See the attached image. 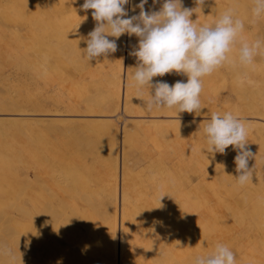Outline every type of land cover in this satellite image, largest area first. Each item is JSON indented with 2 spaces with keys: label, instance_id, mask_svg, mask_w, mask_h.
Segmentation results:
<instances>
[{
  "label": "bare ground",
  "instance_id": "6f19581e",
  "mask_svg": "<svg viewBox=\"0 0 264 264\" xmlns=\"http://www.w3.org/2000/svg\"><path fill=\"white\" fill-rule=\"evenodd\" d=\"M2 2L3 0L1 3ZM15 2L16 3L13 2L12 4V1H5L3 4L0 3V6L2 5L3 9L5 8V11H9L8 13L6 12L7 20L8 17L10 19L9 22L12 21L11 23H14L15 21V23L22 24L21 27L15 31L12 30L13 28L7 29H10V33H12V36H16V38H18L19 34L17 40L23 43V51L17 46V40L14 39L13 36L12 38L14 41L16 40V42H14V44L9 42L12 46L14 45V47L10 45L13 50H11L8 46L9 43H7V46L11 51L9 53L13 55L0 54V77L2 74L5 76V65L7 63L5 59H8L19 62L16 66L17 71L15 74L18 73L23 76L25 74V78L18 79L17 76L19 75L17 74V76H14V74L12 75L14 81H11L10 78L7 77L10 82L9 80L6 81L7 84L9 82V86L4 85L5 87H3L2 82H0V85H2V87H0V113H2L0 121L2 122V125L5 121H10L13 124L12 126L11 123H7L11 128L5 126L6 124L3 125L4 127L0 128V144H2L0 146H10L11 148L14 146L17 149H24V151L22 150V156H25V159H21V156H17L18 152L16 149V158H12L8 154L6 155L5 152L2 154L3 147L1 148L0 209L2 207L6 208V206L14 201V199L10 197L11 193L12 195L14 194L12 192L15 187L13 184L15 183V178H17L13 164H16V162L18 163V161L22 162L25 164V173L24 175L21 174V176H25L26 182L24 181L23 183L26 184V187H23L25 192L23 195L24 204L19 208L21 209L20 214L25 221H23V223H25L23 225L26 226V229H23L24 227L21 222L20 225L22 227L20 225L19 227L21 230H25L22 231L25 234L26 248L24 251L27 253V255L25 254V259H27L28 264L61 263L55 259L56 251H54V255L52 249L50 250V248H52L50 247V244H54L53 241L57 242L55 240H58L60 235L65 236L74 227L75 220L71 216L65 215L68 213H66V209L71 206L70 203L67 202L68 198H66L64 194L73 188L76 190V185L78 186L81 183H86L84 186V192L79 188L77 192L79 193V190L82 191L83 196L81 198H83L85 203L83 202L80 205L78 203H72L74 205L72 206L73 210L74 208H77L78 212H82L85 216L86 219L83 220V223L85 224L84 227L89 231V234H87L86 231H82L79 238L80 248L76 247V251H72L73 255L77 254L76 256H79V264H97L99 262H103L104 264H129L131 258L135 256L134 253L143 247L140 244V241L145 238L147 243L148 241L151 243L153 240L154 243L156 242L159 245L160 249L162 248L165 250L163 251L161 249L160 251L166 252V249L176 247L174 249H176L178 253L180 252L179 255L182 254V251L187 253L188 251L185 252L186 250L181 251L180 248L182 247L179 248V246L182 245L184 238H179L180 236L177 238V235L175 237L172 235L175 226L177 230L175 229L176 231L174 234L179 231V234L183 237L188 236L186 234L189 233L188 229L190 228L187 226V217L189 215H192L193 218L196 216V219L200 217L216 216V219L219 221L218 232L228 229L232 223L237 221L240 226L237 225L235 228H232L235 231L234 239L236 240L232 241V239H228L225 241V245L236 254L237 252L232 246L233 244H236V248L241 250L243 248L241 247V237L243 239L250 238L256 240L264 249V172L262 173L263 175L260 174L255 177L257 178L255 179L256 186L253 189H244L242 186H238L236 181L237 172L235 171L234 174L228 177L221 176L219 179L222 180V178H225L224 183L227 181V183L230 184L229 187L225 184L220 190H203L200 191V193L198 191L195 192V195H192L194 192H192V194L190 192L192 191L191 189L193 186H186L183 184L185 181H182L181 183L178 180L179 177H181V173L186 170L184 167L187 166L180 163L176 170L166 169L167 167L165 164L169 157L165 152V149L170 147L169 140L174 138V141L181 145L186 144L185 139L174 136L175 132L165 133L161 136L159 132L149 134L153 136L154 143L146 149L140 147L138 149L140 152L139 154L136 150V144H134V148L131 150L130 154H128L127 151H124L126 141L129 138L137 136L140 131L138 125L146 121L147 118L168 117L166 121L167 124H181L184 122V118L188 117L186 112L171 113L170 111L161 114L160 110L162 108L156 112H148L144 107L137 111H132V107L135 104L138 95L135 91L133 93L131 85L134 83L132 76L135 70L134 62L136 61V58L129 53L133 50V47L137 45V37L129 36L127 34L122 35L117 40L118 50L115 53L108 54V57L110 58V61L108 62L101 61V57L88 61L84 55V50L87 47L86 41L88 39V33L95 28L96 21L91 15L92 10L85 11L81 8L84 0H17ZM139 2L140 0H131V3L126 6L129 10V15H137L139 13L138 8L134 11L132 8V5L138 4ZM184 2L185 0H183V6ZM217 2L218 0H206V5L199 6L200 10H198L197 13L196 9H193L194 11L191 19L198 25H203L205 23L213 24L214 21L218 19L215 13H213V9L216 7L215 5ZM162 4L163 0H159L156 4H153V0H148V4L145 5V8L146 10L158 9L159 7H162ZM9 8H11V12L8 10ZM1 9L2 8H0V10ZM5 11L3 12L5 13ZM212 14H214L215 17ZM4 16L1 17L5 19ZM2 18H0V20ZM243 22L244 25H249L247 23H250L255 30L264 27L262 24L264 18H260L253 23L251 13L246 16ZM2 27L4 28V26L1 25L0 31H2ZM247 32L248 30H246V33ZM3 33L9 34L8 31H4ZM6 35L7 34L4 35L7 40L6 42L10 40L12 41V39L8 40L11 34L7 35L9 36L8 38H6ZM21 35H24L25 37L22 39V37H20ZM242 36L248 42H252L248 34L244 33ZM109 39L113 38L109 37ZM4 45L7 50L6 44ZM15 45L20 49L15 50ZM16 51H18V54ZM229 57L234 63H225V65L214 71L212 74L203 77V81L206 84L212 85L215 89L225 87V85L229 84L231 87L237 89L241 96H246V98L240 99L246 106H244L243 109L239 104H232V98L230 99V96L228 95V92H230L231 89H227L224 90L227 91L226 93H220L221 95L217 98V101L210 103L201 102L202 109L196 114H198V117L201 119H210L213 113L223 115L225 112H231L234 116H237L247 123H254L258 130H260L259 133L264 136V56H257L254 59L253 65L247 67L239 65L237 52L231 51ZM27 73L31 76L29 77ZM26 74L29 79L26 77ZM35 74H40L42 76L44 86L35 81ZM4 78L6 77H3L1 80H5ZM57 78L62 80V89H54L56 84L59 83ZM3 82L5 83V81ZM34 85H38V89L36 88L37 90L34 89ZM32 90H36V92H33ZM64 90H68L70 98L64 96ZM207 91L208 88L202 85L200 99L204 98ZM252 92H254L253 99L250 97ZM65 95L68 94L66 93ZM61 104L69 109L67 113L61 112V110H63ZM51 106L57 107V109H54L56 112H43V110H46V108ZM238 106L240 109H237ZM30 107L34 111L31 112V109H29ZM81 107L85 108L83 113L79 110ZM105 107L112 108L111 111H117L122 107L125 114L129 115V113H132L129 115V118H126L122 122L123 127L121 131L123 132V137L120 136L122 137L120 143L123 145V151L121 156L120 179L117 161L118 150L111 151L112 155L115 157L112 166H106L107 159H104L103 157L100 158V151L97 152V150H94L92 151V154L89 155L91 156V163L85 162L86 160L89 161V157L87 159L86 157L88 155L85 157V154H83L86 159H84L85 161H83V159L81 160L83 161V164L84 162L85 164L82 166L83 168L81 167V169L78 168L76 170L70 167L75 163L73 160L83 157L79 156L76 159V155H74L71 160L72 156L69 154L71 157H69L68 160L70 159V162L73 161V163L69 165V169L67 166L65 168H67V171L71 169L70 171L76 172V177L80 179V182L78 183L76 178L72 180L75 175L69 171L68 173H70V176L74 177L72 179L70 177V181L64 182V178L61 177L62 182L65 184L60 185L61 183L59 181H61V173L58 177L59 170L53 168L51 163L50 165L52 167L49 165L42 151L44 148L42 149L41 146V141H43L44 145V142H46L44 140L47 139L50 134H47L48 136L45 134L46 138L44 139V137H41V134L39 135V133L43 134L44 132L37 131L31 126L36 124V122L44 120L76 121L85 118L86 116L88 119L93 117L92 120L87 119V121H93L95 118L100 119L99 121L105 124L103 130L102 128H98L100 130V133L97 132L98 138L99 136L101 138L103 135V141H108L110 139L109 142H115L114 144L116 145H112L114 148L117 146V142L120 141L118 132L120 129L115 127L113 121H105L107 117L115 115L114 113L107 114L108 110H105ZM23 119V124L27 121L25 128L23 127L24 125L20 126L19 124L20 120ZM25 119L32 121H25ZM153 121L158 123L163 120L155 119ZM207 121L208 120H205V123ZM12 127L14 128L12 129ZM27 127L28 129H26ZM9 129H12L11 133L8 132ZM22 129L25 130V133H28H26L27 135L24 134L29 139L26 141V137L23 134L25 140L20 143L23 142L26 144V146L23 145L24 147L20 146L18 140V142L16 139L14 140V138H17L16 135L20 136L18 133L22 132ZM75 132L76 131H74V133ZM77 133H80V131ZM148 133L149 130L146 134ZM35 134L40 137H38L40 140H35L33 138L34 136L36 137ZM53 143L56 144L55 141L50 142L49 144L52 147L55 146L57 149V146ZM94 145L92 146L93 148L95 147ZM78 146L79 144L76 145L77 148ZM55 148L53 147V149ZM95 148L98 147L96 146ZM77 151L79 152V149ZM134 151L136 152L135 154ZM50 152L52 153V150L49 151V154ZM56 152L58 153V151ZM57 153L55 154L54 152L56 156ZM75 153H77L76 150ZM80 153H77V155ZM51 155L53 157V154ZM17 157H19V159H17ZM254 157H256V155ZM258 158H262V156H259ZM50 159L52 158L50 157ZM50 159L49 162H51ZM93 159L95 162L92 163V161H94ZM53 160H55L54 157ZM81 160L78 161L81 163ZM131 160H133V162H130ZM142 161H150L151 166H157L156 164H158L159 168L153 170L149 167H141L140 165ZM52 163H54V161H52ZM138 166L139 170L133 174L132 171H136ZM65 168L64 171L66 170ZM164 168L166 171L162 170ZM145 174L150 178H148L149 183L146 185L148 187L142 185L143 188H139V183L142 182H139L138 179ZM18 179L20 180L19 177ZM66 179L68 180V176ZM52 181L54 184L57 182L60 183L58 184L60 187L53 185L58 187V189L56 187L54 188L59 192L54 190L52 193V186V189L48 188L49 191L47 190V185L49 182L52 183ZM23 183L21 182V184ZM18 184H20V182H18ZM48 187H50V184ZM100 187L101 190H99ZM80 193L78 195L81 196ZM75 194L77 193L75 192ZM141 195L145 198L143 204L139 205V203L142 202L141 199H143L141 198ZM161 196L163 197L160 200ZM74 198L76 199L77 197ZM201 198L205 199L203 200L204 202L207 201V203H209V206L206 209L200 210L199 207L195 206L200 203V200H202ZM213 198H215V200L216 198L221 200L220 202L222 205H220V208H218V204L217 209L215 208L216 205L213 206L215 204L213 203ZM95 200L99 203H95L94 205L92 203ZM197 201L199 202L197 203ZM21 202L23 201H20V203ZM11 205L12 204L9 206ZM90 205H94L93 210H88V206ZM201 205L200 207H202ZM4 210L2 211V217H0V227L1 224H4V222H2L4 221L3 219L8 223L11 222V219H15L9 211L6 209ZM16 220L18 219L16 218L15 222L13 220L14 223L12 226L15 224V228L18 229L19 227L16 224ZM192 220L193 219H191V221ZM7 222H5L6 226L3 225L1 227L4 232L7 226H11V224L9 225ZM190 223L189 225L191 226ZM194 223L195 222H193L192 225ZM195 225V231L197 233V224ZM191 227L194 228V226ZM200 228L198 227V233L202 229ZM191 230L192 232H195L193 229ZM10 233L9 236L12 234ZM6 234H8L7 231L5 235ZM200 236L202 237V235ZM201 237L198 239L200 240ZM187 238L189 239V237H186L185 239ZM204 238L207 239L206 237ZM215 240V243L218 244V239L216 238ZM208 241L210 240L208 239ZM191 247H193L192 243ZM185 249L188 250V248ZM196 249L194 248L193 250ZM2 251L0 252V262L3 261L4 263L2 264H6V260L10 254L6 257L4 253H8L11 250L3 248ZM143 251L144 250L141 252ZM98 252H101V254H97ZM137 253L139 254V252ZM98 255H100L99 259H97ZM186 257L187 256H185L183 261L181 258V261L177 264H193V262H188V258L192 260V257H187V259ZM2 258H4L5 261ZM56 258L58 257L56 256ZM169 261H171V259H169ZM236 262H238L237 259ZM8 263H11V261ZM245 264H264V261L259 262L253 258L252 260L247 259Z\"/></svg>",
  "mask_w": 264,
  "mask_h": 264
},
{
  "label": "rangeland",
  "instance_id": "374dc122",
  "mask_svg": "<svg viewBox=\"0 0 264 264\" xmlns=\"http://www.w3.org/2000/svg\"><path fill=\"white\" fill-rule=\"evenodd\" d=\"M1 1L2 0H0V3H1ZM5 1H7V2L12 1V4H13V2L16 3L15 1H17V0H3V2L1 4H3ZM1 6H0V8L3 9V6L2 7ZM199 6L200 5H197L196 0H185V2H184V7L191 8V9H196V13L198 12V10H200ZM215 6L216 7H214V9H213V13H215L217 18H219L228 8H233L235 10V18L241 19L243 21L246 18V16L249 13H251V9L253 7V0H218L217 4ZM2 9L0 10V12H1L0 13V18H2L1 16L5 15L4 16L5 19L2 18L0 20V22H1L0 26L2 25V26H4V28L5 27L6 28L4 29L2 27V31H0L2 33V34L0 33L1 34L0 35V50H1L0 54L1 55L2 54L3 55L4 54L5 55H13V54L9 53L11 51L9 50L8 46L11 48L12 45L10 43L14 44V42H16V40L19 38V34H18V38H16V36L13 35L14 39H16L14 41V39L12 38L13 37L12 33H10L11 32L10 29L13 28L12 30L15 31L18 28H20L22 24L20 25L19 23H15V21H14V23H11L12 21L9 22V20H10L9 17H8V20L6 18L7 17V13L9 11L8 12L5 11V8L3 10ZM158 9H152V10H158ZM8 10H10V12H11V8H9ZM3 11H5V13L6 12L7 13L5 14ZM212 15L214 16V14H212ZM3 20H6V21H3ZM247 24H249V25H246V24L244 25V31H243L242 35L244 33L248 34L252 41H254L256 39L264 40V27L261 28V29L255 30L253 28V26L250 25V23H247ZM262 24L264 25V22H262ZM246 27H247V29H246ZM7 28H10V29H7ZM3 30L6 31V32L7 31L9 32V34L8 33H5V34H7V35L11 34L10 37L6 35L7 36L6 38L9 37L8 40L12 39V41L10 40V41L6 42L7 40L4 37L5 34L3 33L4 32ZM246 30H248L247 33H246ZM20 37H22V39H23V37H25V36L21 35ZM1 40L2 41L5 40V41L2 42ZM7 43H9L8 46H7ZM4 44H6L7 50H9V51L6 50V47H4L5 46ZM22 44L23 43H21L19 40H17V46H19L21 48V51H23ZM17 46L15 45V47H16L15 50L16 49L17 50L20 49ZM12 47H14V45ZM238 47H239V45L234 47L232 51L233 52H237ZM4 49H5V51H4ZM11 50H13V49L11 48ZM12 52H14V51H12ZM16 52L18 54V51H16ZM20 54H21V52H20ZM100 59L103 62L110 61V58L108 57V55L107 56H101ZM5 60L7 61L6 65H5L6 72L4 74L5 76H3V74H2L1 77L2 76L6 77V78L8 77V78H10L11 81H14V78H13L12 75H14L15 72L17 71V67L16 66L19 64V62L16 61V60H8V59H5ZM136 63L137 62L135 61L134 62V68L136 67ZM17 74H15L14 76H17ZM27 74H26V77L29 79V77L31 75L28 74V76H29L28 77ZM123 76H124V74H123ZM6 78H4L5 80H1L0 79V82H2L3 87H5L4 85L9 86L10 80L8 78L6 80ZM17 78L18 79H23V78H25V74H24V76L23 75H19V76H17ZM17 78L15 77L16 80H17ZM247 78H249V77H247ZM34 79H35V81L37 83H39L42 86H44V83L42 81V76L40 74H35L34 75ZM8 80H9V82L7 84L6 81H8ZM122 80H123V78H122ZM155 80H163V81H166L167 83H169V85H172L178 80H182V81L186 82L187 81V76L183 75V74L171 73V74H166L163 77H155L154 81ZM3 81H5L6 84ZM57 81L59 83L56 84L54 89H58V88L62 89V86H63L62 80L60 78H57ZM2 85H0V87H2ZM131 85H133V83ZM202 85L204 87L208 88V91L206 92L204 98L200 99L201 102L210 103V102H213V101H217V98H219L220 95H221L220 93H222V92L226 93L227 91H224V90L231 89V91L228 92L229 93L228 95L230 96V99L232 98L231 103L232 104L233 103L234 104H239V105H241V108H243V109H244V106H246L245 103L241 102V100H240V99L246 98V96H241L239 91L237 89L231 87L229 84L225 85V87H221V88L215 89L212 85L206 84L203 81V78H202ZM35 86L36 85H34V89H36L38 85L36 87ZM132 89H133V93L135 91V93L137 94L136 88L132 86ZM36 90H32V91L36 92ZM38 91H37V93H38ZM150 91H151L150 89L145 88L143 96L142 97L137 96L135 104L132 107L133 108L132 111H137L138 109H140L142 107H144L146 109V102H147V100L149 98ZM64 93L68 94V95L64 94L65 97L68 96L70 98V94H69L68 90H64ZM136 94H134V95H136ZM250 97H251V99L254 98V92H252ZM61 105H62L61 108L63 109V110H61V112H64V113L66 112L67 113L69 111V109L67 107H65L63 104H61ZM29 109H31L30 110L31 112L34 111L31 107ZM54 109H57V107L51 106L49 108H46V110H43V112H56V110H54ZM111 109L112 108L105 107V110H108L107 114H113V113L115 114V115H113L111 117L110 116L107 117V119H105V121L106 120L107 121L109 120V122L113 121L115 127H117V129H120L118 131L119 132V137H120L123 134V132L121 131L122 127H123V123L122 122L126 118H129L130 117L129 115L132 114V113H129V115L125 114L123 112V108L122 107H120V109H118L117 111H114V110L111 111ZM237 109H240V107L238 106ZM79 110H80V112L83 113L85 111V108L81 107ZM158 110L159 109H155L154 108L152 112H156ZM170 111H171V113H177L175 108H162L160 110V113L161 114H165L166 112H170ZM186 113H187L188 117H185L184 118V122L181 123V124H175V123L167 124L166 121H167L168 117H156V118H154V117L151 118L150 117V118H147L146 121H144V122H142V124L138 125L140 127V131L138 132L137 136L129 138L126 141V144H125V147H124V151H127V153L130 154L131 150L134 148V144H136V150H137V153L139 154L140 152H139L138 149L140 147H142L143 149L144 148L146 149V148H149L150 146L153 145L154 138H153L152 135H149V134H151L153 132H159L160 136H161L162 134H165V133L175 132L174 136L182 138V139H185L186 144L181 145L180 143L174 141V138L169 140V146L170 147L165 149V152L168 154V157H169V159H167L166 164H165L167 168L166 167L165 168L166 169H170V170H176L180 163H182L184 166H187V167H184L186 170H184L183 173H181V177H179L178 180L181 183H182V181H185L183 184H185L186 186H191V185L193 186L192 189H191L192 191L190 192L191 194H192V192H194L192 195H195V192L199 191V193H200V191H203V190H209V189H210V191H212L214 189L220 190L223 186H225V184H227V187H229L230 184L227 183V181L224 183V179L225 178H222V180H219V179H220L221 176L228 177V176H230V175L235 173L236 164H235L234 160H235V156L237 155V150H235L232 146H229L228 149H226V154L209 152L207 150L208 145H207V142H206V136L203 133V127L205 125V120H210V119H201V118L198 117L199 115L196 114V113H192V114H189L188 112H186ZM1 114L2 113H0V116L2 117ZM92 118H90V119L92 120ZM87 119L88 118L86 116L85 118H81V119H78L76 121H49V120L46 121V120H44V121L36 122V124H33L31 127H33L37 131L44 132L43 134L39 133V135L41 134V137H44V139L46 138L45 134L46 135L50 134L49 135L50 138L47 137V139L44 140V141H46V142H44L45 143L44 145H43V141H41L42 149L44 148V150H42V151H43L44 157L48 161L49 165L51 163L53 168H57L59 170L58 171L59 172L58 173V177L61 175L60 178L63 177L65 179V180L63 179V182L64 181H70L74 177V176H70V173H68V172L71 169L67 171V168L69 169L70 167H72L74 170H76L78 168L81 169V167L84 166L85 162H87V163L90 162L91 163V161H90L91 156H89V155H91L92 151H94V150L95 151L97 150V152L100 151V153H99V157L100 158L103 157L104 159H107L106 166H112L113 161L115 160V157H114V155H112L111 151H117L118 150L117 151V154H118L117 155L118 156V160L117 161H118V171H119V179H120L121 158H122L121 156H122V151H123V145H121L122 143H120V142L122 141L121 138L123 136L120 137V141L117 142L118 143L117 146L113 148L112 145L115 146L116 145V144H114L115 142L114 143H113V141L109 142L110 139L108 141H103L102 140L103 139L102 138L103 135H102L101 138H100V136H99V138L97 136V132L100 133L99 129L102 128V130H103V128L105 127L104 126L105 124H103L101 121H99L100 119H95L94 118L93 121H90V122H88ZM90 119H88V120H90ZM155 119L163 120V121L155 123L153 121ZM26 120L32 121V120H29V119H25V121ZM51 120H53V119H51ZM22 121H24V119L20 120L19 124H20V126L24 125L23 127L25 128L26 127L25 125L27 124L26 123L27 121L24 122L25 124H23ZM1 123L2 122L0 121V128L4 127L3 125H5V124H6L5 126H8L9 128H11L10 125H8L7 123H9V124L11 123L12 124V122L5 121V122H3V125ZM247 125H248V127L250 129L249 132H248V136H247V142H248L247 147L253 153V157L249 160V168L253 169V179H252V181L246 183L242 187L244 189H253L256 186V180L255 179H257V178H255V177H257V175H260V174H262L264 172V136H262L259 133L260 130H258V128L254 125V123H250L249 122V123H247ZM12 126H13V124H12ZM28 127L26 129H28ZM13 128L14 127H12V129ZM11 130L9 129L8 132L11 133L12 132ZM148 130H149V133L146 134V132ZM45 131H47L48 133L45 132ZM74 131H76V132L74 133ZM78 131H80V133H77ZM24 133H25V130L22 129V132L18 133V135H20V136L16 135L17 138H14V140L15 139H16V141L18 140L19 141V142L17 141L18 143H20L21 141L24 142V140H25V138L23 137ZM25 134H24V136H25ZM25 137H26V141L29 140L27 138V136H25ZM38 137L39 136L36 135V137L34 136L33 138L35 140H37V139L40 138V137L39 138ZM49 139L52 140V141H50ZM54 141L56 142V144H54V143L53 144L57 146V149L55 148V146H53V147L56 150L53 149V147L49 144L50 142H54ZM23 142L20 143V146H23V145L26 146V144H24ZM77 144H79L78 148L76 147ZM86 144H88V145H86ZM0 145H2V144H0ZM89 145H91V146H89ZM93 145L95 147L97 146L98 148H95V147L93 148L92 147ZM118 145H119V147H118ZM9 147L10 146H8V147L7 146H0V150L2 148V151H3V153H2V151H1V153L4 154V152H5L6 155L8 154L12 158H16V154L15 153H16V150H17V152H18L17 156H19V157L21 156L20 157L21 159L22 158L25 159V156H22L23 155L22 150L24 151V149H22V150H21V148L17 149L14 146L12 147L14 149H12L11 147L9 148ZM91 147H92L93 150L91 149ZM117 147H118V149H117ZM8 148L11 149V150H9ZM47 148H48V150L50 149L49 151L52 150V153L50 152V154H49V151L47 150ZM78 149H79V152L77 151ZM84 149H85V151H84ZM18 150H20V151H18ZM75 150H76L77 153H80V152L81 153L77 155V153H75ZM56 151H58V153ZM89 151H91V152H89ZM54 152H55V154L57 153V156L54 154ZM135 153L136 152L134 151V154ZM24 154H25V152H24ZM51 154H53V157L55 158V160H53V157H52ZM69 154H71L72 157L69 156ZM83 154H85V157L88 155L86 158L88 159V157H89V161H87V160L85 161L84 160L86 158H84ZM74 155H76V157H75L76 159L79 156L83 157V158H79L77 160L74 159L73 161H75V163H73V161L70 162V159L68 160V158L71 157V160H72ZM255 155H256V157H254ZM49 156L52 159H50ZM257 156L258 157L262 156V158H258ZM19 157H17V159H19ZM47 157H49V158H47ZM65 158H67V159H65ZM49 159H50L51 162H49ZM81 159H83V161H85L84 164H83V161ZM78 160H81V163ZM52 161H54V163H52ZM64 161H67V162H64ZM93 162H95V160L92 161V163ZM130 162H133V160H131ZM72 163L74 165H71L69 167V165L72 164ZM16 164H18V165H16ZM16 164H13L14 165L13 167H14V170L16 171L15 174L17 175L16 176L17 178H15V179L18 180V181L14 180L15 183L13 184L15 187L13 186L14 188H13L12 192L14 193L13 195H15V196H13L12 193L10 195V197L12 199H14V201L11 199L13 201V203L12 202L10 203V204H12L11 206H9L10 205L9 204L8 206H6V208L2 207L0 209V217H2L1 216L2 215V211L4 209H6L7 211H9L15 217V219L17 218L19 220V221L16 220L17 221V223H16L17 226L19 227L20 222H21L22 226L24 227L23 229H26V226L23 225L25 223H23L24 220L21 217V214H20L21 213L20 212L21 209L19 208V207H21L24 204V196L23 195H24L25 192H24L23 187L25 188L26 184L23 183L25 181V176L22 177L21 174L24 175V173H25V167H24L25 164L22 163V162H19V161H18V163L16 162ZM53 164H55V165H53ZM150 164H151L150 161H147V162H143L142 161L140 166L141 167H143V166L149 167V168H151L153 170L159 168L158 164H156L157 166H155V165L151 166ZM66 166H67V168H65ZM64 168L66 169L65 171H64ZM165 168L162 169V170L166 171ZM138 170H139V166L137 167V170L136 171L133 170L132 173L135 174ZM63 171H64V173H63ZM70 172L73 173V175H75V177L72 180H74L76 178V180L79 183L80 179L78 177H76V172H73V171H70ZM238 174L239 173L237 172V176H238ZM67 176H68V180L66 179ZM18 177L20 178V180L18 179ZM70 177H71V179H70ZM148 178L149 177L145 174V175L141 176L138 179L139 182H142V183H139L140 184L139 188H143L142 185L146 186L149 183ZM60 180L61 181H59V182L61 184L58 183V182L54 184L53 181H52L53 184L51 182H49L50 187H48L49 186V184H48L47 185V190H48V188H51V186H52L53 189L51 188L52 189L51 192L53 193L54 190L56 191L58 189V187L53 186V185H57L59 187H60V185H64L65 183L62 182V178ZM18 182H20V184H18ZM21 182L23 184H21ZM58 184H60V185H58ZM85 184L81 183L78 186L76 185V190H74L75 188H73L72 190L68 191L69 193L66 192L64 194L66 196V198H68L67 202H69L70 206H71V207L66 209L67 210L66 213L68 212L70 215L68 213L65 214V215L71 216L75 220V224H74V227L65 236H61L60 235L59 239L55 240L57 242L53 241L54 244H50V247H52V248H50V250L52 249V251H53L52 253L53 254H54V251H56L55 254H56V256L58 258H56V256H55V259L58 260L59 263L61 262L60 264H79L80 263L79 256H76L77 254L73 255L72 251H76V247L80 248L79 247L80 246V242H79L80 239L79 238H80L81 232L82 231H86V233L89 234V231L87 230V228L84 227L85 224L83 223V220L86 219L85 216L83 215L82 212H78L77 208H76L77 210L75 208L73 210V206L74 205L72 203H78L80 205L81 203L84 202L83 198H81L83 196L82 195L83 194L82 191L79 190V193L81 192L80 193L81 196H80V195H78L79 193L77 192V190L79 188V189H82L83 192H84ZM81 185H83V186H81ZM238 186H240V185H238ZM54 187H56L57 189L54 188ZM146 187H148V186H146ZM263 188H264V183H263ZM99 190H101V187L99 188ZM75 192L77 194H75ZM87 192H88V190H87ZM263 194H264V192H263ZM84 195H86V194H84ZM196 195H197V193H196ZM72 196L77 197V198L75 199ZM14 197H16V198H14ZM141 198H143V199H141L142 202H140L139 205L143 204L145 197L142 196ZM16 199H17L18 202L16 201ZM72 199L75 200V201H73ZM201 199L202 200H200V203L195 205V206L199 207L200 210L201 209H206L209 206V203H207V201L204 202L203 200H205V199H203V198H201ZM212 200H213V203H215V204L213 205V203L212 202L211 203H212L213 206L216 205L215 206L216 209H217V204H218V208L221 207L220 206V205H222L221 202H220L221 200H218L217 198H216V200H215V198H213ZM20 201H23V202L20 203ZM201 201H202V205H201ZM198 202L199 201H197V203ZM95 203L98 204L99 202L97 203L96 200H95V201H93L92 204L95 205ZM200 205L202 207H200ZM93 206L92 205L88 206V208H89L88 210H91V209L93 210ZM195 217L193 218L192 215H189L187 217V221H188V225L187 226H189L191 229H193L195 231V228H196L195 224H197V233H198V227L200 228V225H201L202 229L201 228H200L201 230L199 229L200 231H199L198 234L196 233V231L192 232V230L189 228L188 229L189 233L186 234L188 236H184L183 237L182 235L179 234V231H177V233L174 234V232L177 230L175 228V226H174V232H173L172 236L175 237L177 235V238L179 236H180L179 238H184L183 242H182V245H180L179 248L182 247V248H180L181 251L182 250H184V251L186 250L185 252L188 251L187 253H184L182 251V254H181L182 256H181V255H179L180 252L178 253L176 251V249H174L176 247H173L171 249H166V252L169 250L168 251L169 253L167 252L168 253L167 254L166 252H163L165 250L162 249V248L161 249L163 251H160L161 249H160L159 245L156 242L154 243L153 240H152V242H151L152 244H151L150 241H148L149 239L151 240V238L149 237V239L147 240L148 243L146 242V238L142 239V241H140V244L143 246V247H141V249L144 250V251L141 252L142 251L141 249L139 251H136L134 253L135 256L133 255L134 257L131 258V260H130L131 263L129 262V264H177L178 262L181 261L180 260L181 258H182V261H183L185 259V256L190 257V258L192 257V260H194L195 256L205 255L207 253L212 252L214 250L215 246L217 245L215 243V241H216L215 239L216 238L218 239V243H221V244H224V245H225V241H227L228 239H232V241L236 240V239H234V232L235 231L232 228L233 227L235 228L237 225L240 226V224L237 221L232 223L229 226L228 229H224V230L218 232L219 221H218V219H216V216H207V217H200L199 216L200 218H198V219H196ZM189 218L194 220V221L192 220L193 222H195L193 225H192L193 222ZM15 219H11V222H9V223L7 221H5V219H3L4 221H2V222H4V224H1V227L3 225L6 226L5 222H7L9 225L11 224V226H9V227L7 226L8 228L6 227V229L4 228L5 232L3 231V228L0 227V252L3 250V248L11 250L8 253H4V255L6 257H7V255L10 254L8 256V259L6 260V264L8 262H10V261H11L12 264H28L27 259H25L27 253H26V251H24V249L26 248V245H25L26 242H25V234L23 233V231H25V230L22 229L23 230L22 231L20 229V227L18 228L17 226L16 227L18 229H16L15 228V224L12 226V224L15 222ZM13 220H14V222H13ZM198 220L200 222V225H199ZM190 222H192V223H190ZM189 223L191 224V226H194V228H192L189 225ZM6 231L8 233V234H6L7 236H9V233L11 231L12 234L10 233L11 234L10 235L11 237L9 236L10 238L5 235ZM195 235H197V236H195ZM200 235H202L203 238ZM186 237H189V239L188 238L185 239ZM199 237H201L202 240L201 239L199 240L198 239ZM204 237H206L207 239H205ZM195 238H197V239H195ZM208 239L210 241H208ZM240 241H242L241 247H243L241 250H238L236 248V244H233V246H232V247L235 248V250L237 252V254L235 252H233L234 254H236V259L238 261V262H236V264H245L247 259H251L252 260L253 258L256 261H259V262L264 261V249L262 248V245L260 243H258L256 240H253V239H250V238H244L243 239L242 237H241ZM11 243H12V245H11ZM55 243H57V244H55ZM191 243H192L193 247H191ZM183 244H185L186 246L183 245ZM148 245H149V247H148ZM157 245H158V247H157ZM187 245H189V246H187ZM198 245H199V247H198ZM183 247L188 248V250L183 248ZM194 248L195 249L198 248V249L193 250ZM57 250H58V252H57ZM137 252H139V254ZM97 254H101V252H98ZM24 255H25V257H24ZM138 255H139V258H138ZM10 256H11V258H10ZM187 257H186V259H187ZM9 258H10V260H9ZM99 258H100V255H98L97 259H99ZM2 259L5 261L4 258H2ZM169 259H171V261H169ZM192 260H190L188 258V262L192 263L193 262ZM2 263H4V262L1 261L0 264H2ZM11 263H8V264H11ZM97 264H104V263L103 262H99Z\"/></svg>",
  "mask_w": 264,
  "mask_h": 264
},
{
  "label": "clouds",
  "instance_id": "9594fccd",
  "mask_svg": "<svg viewBox=\"0 0 264 264\" xmlns=\"http://www.w3.org/2000/svg\"><path fill=\"white\" fill-rule=\"evenodd\" d=\"M158 2L153 0V4ZM205 2L196 0L200 6ZM130 3L131 0H84L81 8L92 10L96 21L88 33L84 55L88 61L107 56L118 50L117 40L122 35L137 37L138 43L129 53L137 62L132 86L141 97L145 88L151 90L146 102L148 112L154 108L200 112L202 78L225 63H234L229 57L234 47L239 45L240 66H251L257 56H264V40L248 42L243 38L244 22L235 18L233 8H228L213 24L198 25L191 19L194 10L184 7L183 0H163L159 10H146L148 0H140L132 5L133 11L139 9L137 15H129L126 6ZM251 14L253 23L264 18V0H253ZM171 73L186 75L187 81L178 80L172 85L154 81L155 77ZM249 130L247 122L231 112L213 113L203 127L209 152L226 154L229 146L237 150L234 162L240 186L253 179V169L249 168L253 153L247 147ZM193 264H236V258L228 246L218 243L212 252L196 256Z\"/></svg>",
  "mask_w": 264,
  "mask_h": 264
}]
</instances>
